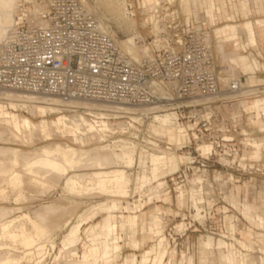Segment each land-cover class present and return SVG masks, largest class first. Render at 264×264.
Instances as JSON below:
<instances>
[{
	"label": "built area",
	"instance_id": "obj_1",
	"mask_svg": "<svg viewBox=\"0 0 264 264\" xmlns=\"http://www.w3.org/2000/svg\"><path fill=\"white\" fill-rule=\"evenodd\" d=\"M126 8L132 16L137 11L146 15L143 27L151 31L148 38L135 37L140 53L121 45L83 0L18 1L13 22L0 39V99L18 90L57 96L66 103L96 100L157 107L147 112L120 110L129 118L125 133L131 146H136L146 120H154L158 112H174L176 126L187 133L183 143L168 142V136L147 129L140 161L144 157L149 169L155 154H186L179 155L178 168L165 175L158 192L149 189L148 200L152 203L172 189L185 196L193 177L200 175L201 205L207 202L205 191L211 190L219 192L217 199L207 196L216 200L211 206L222 201L234 207L222 196L230 194L234 177L264 176V110L240 106L242 100L264 94V84L246 86L241 76L222 86L214 35L217 17L209 0H132ZM258 57L264 61V56ZM98 114L96 119L105 118ZM92 120L104 129L103 120ZM250 178V187L259 190L262 184ZM190 202L194 204L192 196ZM188 229L176 232L175 239L189 243ZM242 250L238 254L252 255Z\"/></svg>",
	"mask_w": 264,
	"mask_h": 264
},
{
	"label": "rangeland",
	"instance_id": "obj_2",
	"mask_svg": "<svg viewBox=\"0 0 264 264\" xmlns=\"http://www.w3.org/2000/svg\"><path fill=\"white\" fill-rule=\"evenodd\" d=\"M125 1L132 3V0H86L85 4L100 19L104 28L115 37L121 45L125 48L131 46L133 52L136 51L140 53V47L135 49L136 42L135 44H131L129 38L135 39L136 36L140 35L143 38H148L151 36V31L143 27V22L144 26L147 23L145 21L146 15L141 14L139 11H137L136 16L129 14L126 8L127 2L125 4ZM215 44L217 45L216 40ZM226 49L227 51L233 50V46L227 45ZM216 52L217 63L220 66L218 51ZM243 52L250 54L251 58L256 59L261 66L263 65L262 69H258V71H256L257 73H255L256 78L254 86L264 84V73L261 74L264 68V61H259L260 57H258V55L264 56V48L262 49L261 46H259L257 48L254 47V50L251 48L248 49V52ZM226 63L227 61L225 64ZM229 65L228 63V66H226L228 69H230ZM219 70L222 86H226L227 84L224 77L228 78L227 82H230L234 78H238L237 73L232 67L230 72L227 73L221 72V66ZM241 76L247 79L250 74L242 73L239 77ZM244 82H246V86H249L247 80H244ZM8 93H11V95L7 97L8 99H0V126L1 128L3 126L4 128L7 127L5 132L0 128L3 133V138H1L2 133L0 132V148L9 150L13 148L20 149L24 157L29 156L31 158L32 153L35 156L42 146H55V144L60 143L59 145L64 148L69 146L77 151H86L87 153H84V156L81 157V162H83L84 159H86L84 162H90V164L87 162V164L80 162V164L83 165L79 166L78 163V166L74 168L69 166L68 172L64 176L61 174V176H58V173L56 175L54 173V175H51L50 173V176L45 177V183H31L28 181L29 177L26 173L24 163H20L24 161L23 157V161L21 160L19 164L14 167L21 173L20 175L23 180L22 185L11 184L5 177L0 176V181H2L0 182V213H6L4 214L5 216L3 215V218L0 217V224L4 221L17 218L11 229L16 230L18 233L25 231L29 235H34L33 237L37 242H35L34 247L37 248L40 244L39 247L42 246V249L45 248L43 251H46L45 253L48 252V254H45V264H70L71 262V264H75L76 260H83L89 257L92 258L94 264H131L133 260L139 263V261L142 260L141 258L144 252L151 248H154L152 257H155L159 252L165 250V264H221L218 255L213 258L205 257L202 259L203 249L201 246L204 240L206 241L208 239V236L214 237L213 239L215 241L222 239L227 244L232 242L231 245L235 253L236 251L238 253L244 252L242 249L248 245L250 246V249L247 248L248 250L256 251V255L264 256V237H250L256 234V232L264 233V224L260 223L259 220V215L264 216L263 175L234 177L235 181H239H233L231 185L233 189L230 194L225 192L226 196H224V194L222 195L224 199L234 207H229L222 201L215 206H211L216 200L207 199V196H212L214 199H217V196H219L218 191L213 192L211 190L205 191V198L207 201L205 206L200 204L195 206L190 202L192 183L189 184L185 196H179L178 191L172 189V192L168 194L167 192H161L151 203V201L148 200L149 189H151V191L155 189V191L158 192L159 188L164 185V181L166 180L164 177L167 174V169L165 168L168 165V161H170L171 157H176L180 160L179 155H185L186 152L173 154L166 158L162 157L160 154H155L157 161L154 162L153 168H149V170L145 165L144 157H142L140 161V156L146 145L145 132H147V129L150 131L151 129L154 131L156 130L155 127L157 122L152 118L146 120L143 126L140 127L142 132H140L137 138L138 140L135 143L136 146L131 147V150H134L135 156V163L132 167L127 166L123 160H118L120 163L118 161H114L115 163H113L112 160L114 158H110L113 157V151L121 153L125 141L131 140L127 135L129 132L125 133L128 131L125 127L126 124H128L129 118L123 117L124 113H121L120 110L141 112L144 108H150L152 106H131L96 100H74V103H66L63 101H44L41 98H22V96H20V94L33 93V95L38 97L45 96L47 98L53 97L60 99L53 95H43L18 90H11ZM259 96L262 98H258L260 100L257 102L263 105L264 94L254 95L249 101L251 102ZM234 103L235 106L238 107L239 101H235ZM48 106L51 107L52 110H50ZM115 106L126 107L127 109H118ZM98 109L112 111L105 112ZM167 112L171 111L166 110L158 113ZM98 113H103L105 118L96 119L100 118ZM23 115L28 117L31 121V126H28V129L24 131L25 135L23 132L24 129L18 126V121ZM129 116L137 117L138 115L131 114ZM69 117H71V119H73V117L76 119L79 118L83 121L84 125L81 127V131L86 133V136L85 134L83 135V133L79 136L74 126L70 123ZM92 119L98 121L103 120L102 125L105 126V130L103 128L99 129L98 125L93 123ZM33 124H37L36 127H38V130ZM92 125L96 126L95 130L92 129ZM8 126L11 128H9L10 130L13 129L15 133H18L16 137L13 133L10 135L9 132L12 131H8ZM180 129L183 128H177L175 126L169 127L166 135L168 136L167 141L174 142ZM155 132L157 133L158 131L156 130ZM158 133L162 134V132ZM20 136H22V138ZM120 139H123L124 143L123 140L121 141ZM183 140L177 143H183ZM106 145H108L109 148H103V146ZM201 148L205 150L208 149L209 146H203ZM62 155L64 156L63 153L58 154L57 158L62 160L60 158ZM79 155L78 157L80 158ZM105 156L107 158H105ZM99 159H103L102 161L104 162L106 159L107 161L109 159L107 168H105L106 170L125 169L127 171L131 178V185L128 184L127 186L128 196H124L123 194L119 195L117 191H111L113 190V186H110L108 189L110 190L112 187L110 190L113 192L112 194L111 192L105 193L104 190H102L103 192L97 189L92 190L94 185H90L86 181H88L87 178H89L91 174L100 170L99 167L94 165L96 164L94 161H98ZM92 161L94 164L91 163ZM0 163L1 170L6 169L5 167L10 168V165H12L11 163L7 164L4 162L3 164L1 161ZM162 167H164L165 171ZM72 174H80L79 177L86 176L85 180L81 178V180L83 179V181H85L84 184L82 181L83 188L79 185L76 189H72V191L71 189H67L68 187H66L65 182L67 177ZM199 176L200 175L194 176L192 181H202V176ZM90 177H92V175ZM250 177H253V181L256 180L258 183L262 184L259 190L254 191L250 187ZM88 187L92 188L87 190ZM233 196L237 197L242 205H239V202V204H237L238 200L234 199ZM246 198L250 204L254 206L257 205L255 206L256 210L251 209L250 206H247L246 209L245 203H248ZM114 203L116 204V208H112ZM98 204L102 205L99 206ZM93 205L96 207L95 210ZM195 207L199 209L203 207V210L205 209L206 212H202L203 216H205L203 219H201L202 217H196L198 209ZM244 207L246 209L245 213H243L245 210ZM104 209L107 210L105 211ZM204 213L207 214L205 215ZM109 215L115 218H113V222L116 220L114 223L115 231L110 235L108 232L106 233L103 231L106 233L104 234L101 227L103 225V219L105 220ZM238 215L241 216L240 220L238 219ZM154 216H160V220H156ZM242 216H244V218ZM89 217L93 219H89ZM186 217L188 219L183 220V218L186 219ZM82 219L85 221H81ZM81 222H83V224ZM79 223H81L82 230L80 231L81 241L79 239V241L72 246L73 243L70 245L72 239L69 237V232L74 226H77V224L79 225ZM187 228H189L188 233L190 234V242L188 243L186 240H176V232H184ZM229 231L232 233L235 232V234L230 236L228 233ZM0 234L2 235H0V244L2 247L4 246V248L0 250V252H2L0 253V258L3 257L6 252L8 255L19 258L30 250V248L23 243L21 237L15 240L8 235L4 236L2 233ZM106 235H109L107 236V238L109 237L108 239H106ZM260 235L258 234V236ZM162 236L165 240L164 244L160 246L158 242H160V237L163 238ZM229 237H232L233 240H230ZM106 240L110 243L108 244ZM177 241L179 242L178 246H176ZM240 241L247 243L241 244ZM193 242H195L194 249L192 246ZM64 243H66V245H64ZM106 243L109 245L110 249V257L108 259L105 258L104 249H106ZM53 244L55 247H53ZM67 245L70 248H68ZM116 246L118 247L117 249H115ZM164 247L166 249H164ZM158 248H160V250ZM238 253L236 255H240ZM28 258H24L22 263L26 264L29 260ZM36 261L37 260L32 259L28 261L27 264H29V262L30 264H37ZM64 261L65 263H62Z\"/></svg>",
	"mask_w": 264,
	"mask_h": 264
},
{
	"label": "bare ground",
	"instance_id": "obj_3",
	"mask_svg": "<svg viewBox=\"0 0 264 264\" xmlns=\"http://www.w3.org/2000/svg\"><path fill=\"white\" fill-rule=\"evenodd\" d=\"M18 1L19 0H0V39L4 36V34L6 33L8 27L13 22L14 12H15V9H16V6H17ZM83 1L86 2V0H83ZM126 2L127 1H125V4H126ZM129 41H130L131 44H135V42H136L134 38H129ZM126 49L129 50V51H131L132 53L135 52V51L133 52L131 46H128V48H126ZM228 74H230V73H228ZM237 75L239 77L240 74L237 73ZM225 80H226V83H228L227 82L228 81V78L227 77L225 78ZM10 95H11V93H8V92L5 93V96L6 97H8ZM20 96H22V98L24 97V98H30V99H32V98H41L44 101L45 100L46 101H61L60 99H56V98H53V97L52 98H47L45 96L44 97H38L36 95H33V93L32 94H20ZM258 98H261V97H257V99ZM22 105H24V104H22ZM109 107H111V106H109ZM49 108H50V110H52L51 107H49ZM116 108H118V109H127L126 107H116ZM155 109H157V107L144 108L143 111L147 112V111L155 110ZM176 118H177V115L174 112L156 113L155 116H154V120H156V122H157V125H156L155 129L158 132H160V133L162 132V134H159L158 132L156 133L155 132L156 130L155 131L152 130V131L154 133H156V134H159V135H167V132H168V128L169 127H174V126L177 127L176 126ZM69 120H70V123L74 126L76 132L80 136L83 133L81 131V127H83V125H84L83 121H81L79 118L76 119L75 117H73V119H71V117H69ZM33 125H35V124H33ZM36 125H35V128H37V130H38V127H36ZM18 126H20L22 129H24L23 130V132H24V131H26L28 129V126H31V121H30V119L28 117H26V116L23 115L22 117H20V119L18 121ZM0 128H1V126H0ZM9 128L10 127L8 126V129ZM6 129H7V127L4 128V126L1 128V130L4 131V132H5ZM10 129L8 130V131H12V132H9L10 135H11V133H13V134H15V137H16V134H18V133H15L13 131V129L12 130H10ZM92 129L95 130L96 129V126L95 125H92ZM1 130H0V132L2 133ZM35 131H36V129H35ZM84 134L86 136V133H83V135ZM186 134L187 133H186V131L184 129H180V131L177 133V137H176L175 141L178 142V141L183 140L185 138V135ZM24 135H25V132H24ZM1 136L0 137L3 138V133H2ZM20 137L22 138V136H20ZM81 139H84V138H81ZM123 143H124V140H123ZM59 144H55V146H48V145L47 146H44V147L42 146V148L39 149L40 151L39 152L37 151V154L35 156L32 153V157L31 158L29 156L24 157V155L22 154V151L20 149H14L13 148V149H10L9 150V149L0 148V161L2 163L4 162V163H7V164L8 163H11L12 164V165L9 164L11 166L10 168L5 167L6 169H3V170L0 169V176L5 177V179H7V181L9 180L11 182V184L13 183V184H21L22 185L23 180H22V176L20 175L21 173H19V171H17L14 167H15V165L19 164V162L22 160L23 157H24L23 160L25 162L22 160L23 162H20V163H24L26 173H27V175L29 177V180L28 181H30L31 183H34V182H36V183L44 182L45 181L44 180L45 177L46 176H50V173H51V175H54V174L56 175L58 173L57 174L58 176H61V175L64 176L68 172L69 166L74 168V167H76L78 165L79 166L83 165V164H80V162L82 161V158L81 157L84 156V153H87L86 151H81V150L80 151H77L73 147H69V146L67 148L66 147L64 148V147H61V145H59ZM107 147H108V145L103 146V148H107ZM131 147L132 146L130 145V142H128L126 140L125 141V145L122 146L121 153L113 151V154H112L113 157L110 158V159H113L114 158L112 160V162L115 163L118 160L119 161L123 160L127 166L132 167L134 165V163H135V156H134V152H133L134 150H131ZM61 153L64 154V156L62 155L64 157V159H63L62 156L60 158L62 160H64V161H62L59 158H57L58 157L57 155L58 154H61ZM78 155L80 156V158L78 157ZM85 155H87V154H85ZM106 156L109 157L108 155H106ZM106 156H105V158H107ZM27 157L30 158V159H28ZM105 158H104V160H105ZM84 160H86V159H84ZM84 160H83V162H84ZM89 160H90V158H89ZM102 160L103 159H101V160L99 159L98 161H94V163H96V164H94L93 161L91 162L96 167H99L100 170H98V171L94 172L93 174H91L92 177H90L91 175L89 174L90 176H89V178H87L88 181H86V182H88L90 185L93 184L94 187L93 188L92 187H88L87 190H90V188H92V190H95V189H97L98 191L99 190H101V191L104 190L105 193H110L111 191H117L119 193V195L120 194H123L124 196L125 195L128 196L127 186L131 182L130 175L127 173V171L125 169H112V170H108L107 169L106 170L105 168H107L109 159H108V161L106 159L107 162L106 161L104 162ZM151 160H152V164H154V162L157 161L156 156L153 155ZM179 161L180 160L178 158L171 157L170 161H168L167 167L165 168V169H167L166 172L168 173V172H172V171L176 170L178 168V166H179ZM83 162H81V163H83ZM86 162H84V163L85 164H87V163L90 164V162H87V163ZM1 167H2V165H1ZM162 168L165 171L164 167H162ZM46 174H49V175H46ZM79 175L80 174H75V175L72 174L71 176L67 177L66 182H65L66 187H68L67 189H71V191H72V189H76V187L79 186V185H80V187L82 186L81 188H83L82 181H83V179L84 180L86 179V176L84 175L83 177H81V176L79 177ZM199 177H201V176H199ZM81 178H83V179L81 180ZM148 180H150V179H148ZM202 180H203V178H202ZM0 182H2V181H0ZM200 182H202V181H197V182H193L192 181L191 196H192V198L194 200V205L195 206H197L199 204L201 205V203H202V191H201V189L198 186V183H200ZM84 183H85V181H83V184ZM89 184H88V186H89ZM146 185H147V183H146ZM110 186H113V190H111L112 187L110 188L111 191L108 190ZM115 189H117V190H115ZM107 190H108V192H107ZM73 191H75V190H73ZM112 193L113 192H111V194ZM238 202L240 203V200L237 201V204H239ZM102 204H98V205L100 206ZM239 205H242V204L240 203ZM245 206H246V209H247V204L246 203H245ZM103 207H105V206H103ZM93 208H94V210L96 209V207L94 205H93ZM93 208H92V211H93ZM97 208H98V206H97ZM112 208H116V204L115 203L113 204ZM195 208L198 209L197 210L198 213L196 214V217H198V218H201L202 217L201 219H203V217H205L202 214L203 207L201 209H199L198 207H195ZM244 209H245V207H244ZM246 209L243 211V213H245ZM104 210L106 211L107 209H104ZM108 211H110V210H108ZM90 212H91V209H90ZM4 214H6V213H4V212L2 213L1 212L0 213V217L3 218L5 216ZM88 214H90V213H88ZM40 215H41V213H40ZM94 216H95V214H94ZM26 217H30V216H26ZM113 218L114 217H112L111 215H109L108 217L105 218V220L103 219V225L101 226L102 227V232L103 231H105L106 233L108 232V234L110 235L112 232L115 231V224L114 223L116 222V220H115V222H113L112 220L115 219V218L114 219ZM154 218L156 220H160V216H154ZM16 219L14 218V219L7 220V221H4L3 223H1L0 224V233H2L4 236L8 235V236L14 238L15 240H17L19 237H21L23 239V243L26 246H28L30 248V250L28 252H26L24 256L19 257V258L18 257H14L12 255H8V253L6 252L7 254L4 253L3 257L0 258V264H23L22 263L23 262V259L24 258H28V257H29L28 258L29 259L28 261L34 259V260H37L36 261L37 264H45V261H44L45 254H48V252L45 253L46 251L45 252L43 251L45 248L42 249L43 248L42 246L39 247L40 244L38 245L37 248L34 247V244L36 242L35 241V238L33 237L34 235L33 236L32 235H29L25 231H21V233L20 232L18 233L16 230L11 229V227L13 226V223L16 222L15 221ZM89 219H93V218L92 217L91 218L89 217ZM259 220H260V223L264 224V216H260L259 215ZM70 221H71V219H70ZM81 221H85V220L82 219ZM257 221H258V219H257ZM81 223L83 224V222H81ZM81 223H79V225L77 224V226H74L73 225L74 227L69 232L70 233L69 234V237L72 239L71 242H70V245H71V243H73L72 246L74 245V243L78 242L79 239L81 241V238H80V231H82L81 230ZM36 227H38V226H36ZM106 233H104V234H106ZM109 235H106L105 236L106 239L109 238V237L107 238V236H109ZM66 238H67V236H66ZM207 238H206L207 239L206 241L204 240L201 248L203 249V251H209V252L214 253L215 255H218L219 256L218 258H219V260L221 261L222 264L225 263L226 261H228L230 264H264V258H262V259H260V260L257 261L250 254H246V255H244V254H242V255L241 254L240 255H236L238 252L236 251V253H235V250L232 247L231 243L230 244H227L222 239H219V240L215 241L213 239L214 237L212 238L210 236H208ZM164 240H165L164 237L163 238L160 237V242H158L160 246H162V244H164ZM107 241L108 240H106V242ZM107 243L109 244L110 242H107ZM104 244H103V246H104ZM108 244L106 245V249H104L105 250V258L106 259H108L110 257L109 256L110 249H109V245ZM41 245H43V244H41ZM64 245H66V243H64ZM138 246H136V247H138ZM53 247H55V245ZM64 247H66V246H64ZM67 247H68V245H67ZM3 248H4V246L2 247L1 244H0V250H2ZM34 248H35V250H34ZM68 248H70V247H68ZM117 248L118 247L116 246V249ZM225 248H227V250H225ZM245 248L250 249V246L247 245V246H245ZM158 249L160 250V248H158ZM164 249H166V248L164 247ZM164 249H162V250H164ZM65 250H67V249H65ZM153 251H154V248H151L149 250H146L144 252V254H143V257L141 258L142 260L139 261V263H136L133 260L131 264H148V263H152V264H165V257H166L165 250L163 252L162 251L159 252L158 255H156L155 257H152ZM0 253H2V252H0ZM57 258H59V257H57ZM204 258H205V256H202V259H204ZM28 261H27V263H28ZM65 261H66V259H65ZM65 261L62 262V263H65ZM248 261H249V263H248ZM29 264H30V262H29ZM75 264H94V263L92 262V258L89 257V258H85L83 260H76L75 261Z\"/></svg>",
	"mask_w": 264,
	"mask_h": 264
},
{
	"label": "crops",
	"instance_id": "obj_4",
	"mask_svg": "<svg viewBox=\"0 0 264 264\" xmlns=\"http://www.w3.org/2000/svg\"><path fill=\"white\" fill-rule=\"evenodd\" d=\"M209 2L210 6L215 10V15L217 17L214 35L217 43V45L215 44V48L216 51H218L220 66L222 68L221 72H230L232 67L233 70L240 75L242 73L250 74L247 78V84H249V86H254L256 78L255 73L258 69H262L263 65L261 66L256 59L251 58L250 54L244 53L243 51L248 52V49L253 48L254 50V47L257 48L259 46H261L262 49L264 48V0H209ZM227 45L233 46V50L227 51ZM226 61L227 63L225 64ZM228 63L230 64V69L226 67ZM263 73L264 72L261 74ZM225 78L226 77H224V80ZM258 100L260 99L255 98L250 102L245 99L240 102V106L248 111L264 110V104H259L257 102ZM260 145V143L256 144L257 147H260ZM259 154V151H256L254 156L259 157ZM233 197L239 200L237 197ZM246 201L248 202L247 198ZM246 204L250 206L251 209L256 210L255 206L257 205L254 206L249 202ZM258 234L263 236H258ZM250 237H264V233L256 232V234ZM240 242L241 244L247 243L243 241ZM246 250L248 249L246 248ZM255 253L257 252L252 251L251 253L253 257H255V260L258 261L264 258V256L256 255ZM203 256L213 258L216 255L209 251H203ZM223 264L230 263L226 261Z\"/></svg>",
	"mask_w": 264,
	"mask_h": 264
}]
</instances>
